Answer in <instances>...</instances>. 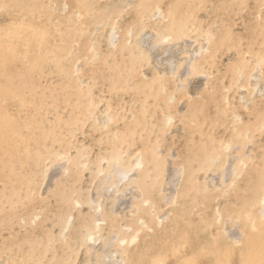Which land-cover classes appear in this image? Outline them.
I'll return each instance as SVG.
<instances>
[{
    "label": "rangeland",
    "instance_id": "obj_1",
    "mask_svg": "<svg viewBox=\"0 0 264 264\" xmlns=\"http://www.w3.org/2000/svg\"><path fill=\"white\" fill-rule=\"evenodd\" d=\"M144 1L83 0L99 7L91 17L93 8L80 14L75 0L70 8L53 0L42 14L67 12L73 22L57 25L63 38L52 29L47 48L31 43L41 58L34 83L31 60L6 67L41 113L24 121L13 106L15 130L4 121L11 115L1 119L0 264H153L162 239L179 244L187 221L200 224V240L216 237L232 253L251 217L260 220L264 0ZM57 43L61 61L48 53ZM259 238L250 235L244 252L259 249Z\"/></svg>",
    "mask_w": 264,
    "mask_h": 264
},
{
    "label": "bare ground",
    "instance_id": "obj_2",
    "mask_svg": "<svg viewBox=\"0 0 264 264\" xmlns=\"http://www.w3.org/2000/svg\"><path fill=\"white\" fill-rule=\"evenodd\" d=\"M55 1V0H54ZM70 0H65V5L67 8L73 6L71 5V3H69ZM144 1V0H143ZM254 1V0H253ZM260 1V0H259ZM262 1V0H261ZM94 2V1H93ZM142 2V1H141ZM219 2V1H218ZM73 3V2H72ZM118 3V2H117ZM123 3V2H122ZM145 3V1H144ZM144 3L143 6H144ZM158 3V1L156 2ZM261 3V2H260ZM1 4H3L1 6ZM50 4H53V0H44V3L43 5L41 6L37 0H0V46H5L4 49H1L0 50V127H2L3 123L1 121V119L3 120L4 118H6L7 116L11 115V112H12V107H16L17 109V112H19V115H22L24 116V121L28 118V116L30 115V113L33 111L35 113L36 109L38 108V106L41 105V103L38 101L36 103H24V96L28 94V92L26 93H23L22 94V91L25 89L26 85H24V87H16V85H14V82L17 83L16 81L13 80L14 78V75L13 77H11L10 75H12V73H7V70H6V67L7 66H14L15 63H16V60L18 57H24L26 60H31L28 62V64L30 63V65H27L28 68H27V72L29 70V67H30V70H29V73L31 75V82L34 83V74L37 72V69L39 68V59H41L40 57L38 58L37 57V53L35 52V48H38L35 43H39L40 44V47H44V48H47L50 44V41L52 39H50L49 41V33L50 31H52V29H54L57 33V38H60V37H64V35H60L58 33H60V30H58L59 26L63 23V21H67L66 23L70 24L72 21V18L70 17L69 13L67 12H64V13H61V14H64V15H60V14H55V16H52V18H48V15L46 13L42 14V12L48 8V6ZM141 3L139 4L140 7L142 5ZM151 4V3H150ZM149 4V5H150ZM200 3H198L199 5ZM217 4V3H216ZM63 5V4H62ZM148 5V6H149ZM168 5V4H167ZM174 5V4H173ZM75 6L77 7L78 9V12L81 14V13H84V12H87L85 11L86 9H92L93 10V13L91 14V17L95 14L98 13V10H99V7H96V4H93V6H84V2L83 0H75ZM116 6V5H115ZM127 6V5H126ZM124 6V8L126 7ZM142 6V7H143ZM152 6V5H151ZM150 6V7H151ZM155 6V4H154ZM60 7L61 4H60ZM75 7V8H76ZM103 7V6H102ZM131 7V5H130ZM141 9H145L142 8ZM136 8V7H135ZM152 8H155V7H152ZM50 9H53L52 7ZM64 10V8H62ZM73 9V8H72ZM98 9V10H97ZM120 10L117 11L116 13L119 14V12H121V7L119 8ZM138 9V8H137ZM151 9V8H150ZM158 9V8H157ZM43 10V11H41ZM104 10V8L102 9ZM102 10L100 12H102ZM55 11V10H54ZM138 11V10H137ZM41 12V13H40ZM62 12L61 10L59 11V13ZM112 12V11H111ZM123 12V11H122ZM258 12V11H257ZM109 13V11H108ZM76 14V13H75ZM74 14V16H75ZM85 14V13H84ZM122 14V13H121ZM179 14V13H178ZM190 14V13H189ZM77 15V14H76ZM83 15V14H82ZM111 15V14H110ZM139 15V14H138ZM105 16V15H104ZM3 17V18H2ZM76 17H79V16H76ZM108 17V15H107ZM167 17V16H166ZM184 17V16H183ZM105 18V17H104ZM185 18V17H184ZM111 19V18H110ZM133 20V19H132ZM186 20V18H185ZM100 21H101V18H100ZM178 21V20H176ZM182 21V20H180ZM61 22V23H60ZM110 22V21H109ZM185 22V21H184ZM17 23V24H16ZM99 23V22H98ZM171 23V22H170ZM249 23V22H248ZM60 24V25H59ZM76 24V23H75ZM74 24V25H75ZM174 24V23H173ZM59 25V26H57ZM73 25V23H72ZM72 25H71V28H72ZM170 25V24H169ZM261 25H264V23H262ZM67 27V25H65ZM63 27V26H62ZM69 28V26L67 27ZM71 28H69V32L71 31ZM61 29V28H60ZM73 29V28H72ZM79 29V28H78ZM258 29V28H256ZM53 30V31H54ZM53 31L51 33H53ZM58 31V32H57ZM64 31V30H63ZM63 31L62 33L60 34H63ZM68 31V29L66 30ZM81 31V30H80ZM79 31V32H80ZM254 31V30H253ZM68 32V34H69ZM78 32V33H79ZM50 33V34H51ZM72 33V32H71ZM70 33V34H71ZM75 33H76V30H75ZM80 34V33H79ZM82 34V33H81ZM86 34V33H85ZM74 35V34H73ZM252 35V34H251ZM59 36V37H58ZM67 36V35H65ZM72 36V34L70 35ZM9 38L11 41L8 42H5V40H7L6 38ZM62 37V38H63ZM73 37V36H72ZM70 38L69 37V40L70 39H73V38ZM78 37V36H77ZM225 37V36H224ZM56 38V39H57ZM227 38V36H226ZM8 39V40H9ZM68 39V38H67ZM58 40H61V39H58ZM240 40V39H239ZM259 40V39H258ZM54 41V40H53ZM56 41V40H55ZM54 41V42H55ZM77 41V40H76ZM220 41V40H219ZM60 42V41H58ZM65 44H66V40L64 41ZM61 43L62 44H64ZM91 42V41H90ZM236 42V41H235ZM254 42V41H253ZM8 43V44H7ZM34 44L35 48L31 45ZM69 43L71 44V41L70 42H67V44L69 45ZM234 43V42H233ZM247 43V42H246ZM58 45H51L50 48L54 47L52 50H48V53L51 52L53 53L58 59V57L60 58V61H61V50H63V47H60L59 46V43H57ZM64 44V45H65ZM76 44V43H74ZM229 44V43H228ZM252 44V42H251ZM38 45V44H37ZM66 45V46H68ZM231 45V42L230 44ZM254 45V44H253ZM39 46V45H38ZM70 46V45H69ZM67 47L68 49H70V47ZM256 46V45H255ZM259 46V45H258ZM257 46V47H258ZM75 47V46H74ZM90 47V46H89ZM244 47H247L246 45H244ZM243 47V49H244ZM256 47V48H257ZM231 48V47H230ZM235 49L237 48L236 46L234 47ZM233 48V49H234ZM238 48L240 49V47L238 46ZM250 48V47H249ZM255 48V49H256ZM66 49V48H65ZM67 49V50H68ZM228 49V47H227ZM234 49V50H235ZM262 49V48H261ZM72 50V49H71ZM77 50V49H76ZM246 50V49H245ZM251 50V48H250ZM254 50V49H253ZM66 51V50H65ZM64 51V52H65ZM70 51V50H69ZM69 51L67 53H69ZM94 51V50H93ZM92 51V53H93ZM249 51V50H248ZM37 52H38V49H37ZM47 52V51H46ZM243 52V51H242ZM250 52V51H249ZM254 52V51H252ZM43 53V52H42ZM50 53V54H51ZM66 54V52H65ZM65 54H63L62 56H64ZM260 54V53H259ZM41 55V53L39 54ZM46 55V54H45ZM53 55V56H54ZM71 55V54H70ZM92 55V54H90ZM245 55V54H244ZM261 55V54H260ZM42 56V55H41ZM51 56V55H49ZM47 55V57H49ZM52 56V57H53ZM259 56V55H258ZM43 57H44V54H43ZM46 57V58H47ZM249 57V56H248ZM44 58V59H46ZM54 58V57H53ZM54 58L53 61H57L56 59ZM63 58V57H62ZM69 58V57H68ZM212 58V57H211ZM209 58V59H211ZM48 59H51V58H48ZM240 60V59H239ZM243 60V59H242ZM241 60V61H242ZM44 61V60H43ZM49 61V60H48ZM214 61V60H213ZM247 61V60H245ZM249 61V60H248ZM243 62V61H242ZM241 62V63H242ZM41 63H42V60H41ZM57 63V62H56ZM210 63V62H209ZM244 63H248V62H243ZM26 64V62H25ZM50 64H53V63H50ZM61 63L58 61L57 65H60ZM90 64V63H89ZM245 65V64H244ZM243 65V66H244ZM49 66V64H48ZM64 66V65H63ZM67 66V65H66ZM65 66V69H67ZM250 66V65H249ZM45 67V66H44ZM64 68V67H63ZM69 68V67H68ZM96 68V67H95ZM237 68V67H236ZM248 68V67H247ZM65 69H60L61 70V73L63 72V70ZM70 69V68H69ZM249 69V68H248ZM247 69V70H248ZM16 70V69H15ZM242 69H240L239 73L241 72ZM246 70V69H245ZM17 71V70H16ZM15 71V72H16ZM57 71V68L56 70ZM54 71V72H55ZM71 71V70H69ZM237 71V69L235 70ZM51 72V71H50ZM65 72V71H64ZM243 72V71H242ZM245 72V71H244ZM18 73V72H17ZM98 73V72H97ZM21 74V73H20ZM70 74V72H69ZM72 74V73H71ZM71 74L68 75L69 76V81L71 79ZM44 75V74H43ZM17 76V75H16ZM20 76V75H19ZM40 76V75H39ZM99 76V75H98ZM247 76V75H246ZM245 76V78H246ZM25 77V76H24ZM29 77V76H28ZM36 77V76H35ZM241 77L244 78V75ZM249 77V76H248ZM21 78V77H20ZM23 78V77H22ZM68 78V77H67ZM95 78V77H94ZM244 78V80H245ZM18 79V78H17ZM27 79V78H26ZM26 79L23 78V79H20L22 80L21 82H26ZM29 79V78H28ZM36 79V78H35ZM43 79V78H42ZM247 79V78H246ZM16 80V78H15ZM74 80V79H73ZM73 80H71L73 82ZM18 81V80H17ZM57 81V80H56ZM70 81V83L72 84V82ZM95 81V80H93ZM247 81V80H245ZM20 82V83H21ZM66 82V80H65ZM59 83V82H57ZM69 83V82H68ZM94 83V82H93ZM22 85V84H21ZM34 85V84H33ZM29 86H31V84L29 83ZM35 86V85H34ZM33 86V87H34ZM37 86V85H36ZM58 86V85H57ZM68 86V85H67ZM73 86V85H72ZM29 87V88H30ZM76 87V86H75ZM251 87V86H250ZM28 88V87H27ZM35 88V87H34ZM39 88V87H38ZM69 88V87H67ZM66 88V90H67ZM74 88V87H72ZM23 89V90H22ZM57 89V88H56ZM75 89V88H74ZM77 89V88H76ZM30 91V90H29ZM34 91V90H33ZM32 91V93H33ZM78 91V90H77ZM24 92V91H23ZM48 92V91H47ZM251 93V92H250ZM29 95V94H28ZM58 95V94H57ZM62 96V95H61ZM72 96V95H71ZM75 96V94L73 95ZM226 96V94H225ZM224 96V97H225ZM29 97V96H28ZM55 97V96H54ZM63 97V96H62ZM248 97V95H247ZM250 97V95H249ZM37 98V97H36ZM45 98V97H44ZM264 98V97H262ZM27 99V98H26ZM75 99V98H73ZM225 100V98H224ZM32 101V99L30 100ZM72 101H75V100H72ZM27 102V101H25ZM260 103V102H259ZM27 104V105H26ZM225 106H226V103H225ZM252 106H253V103H252ZM41 107V106H40ZM244 107V106H243ZM42 109V108H41ZM35 110V111H34ZM221 110H218L221 114ZM230 110L232 111L233 109H231L230 107ZM38 111V109H37ZM230 111V112H231ZM39 112V111H38ZM41 112H39L40 114ZM141 113V112H140ZM259 113H261L259 111ZM29 114V115H28ZM38 114V113H37ZM223 114V113H222ZM12 117L10 119H12L13 121L10 122L9 124L6 122L8 121L9 119H4L5 123L7 124V128L9 127L11 130H15V128L18 126L19 123H17V120L14 119V117L17 118V116H14V115H11ZM36 116V114H35ZM34 116V117H35ZM32 117V116H29V118ZM21 119V118H20ZM142 119V118H141ZM238 119V118H237ZM32 120V119H31ZM34 120V119H33ZM30 121V120H29ZM36 121V120H35ZM34 121V122H35ZM38 121V120H37ZM142 121V120H141ZM261 121V120H260ZM139 122V121H138ZM24 124V123H23ZM21 124V126L23 125ZM27 124V123H26ZM30 124H33V123H30ZM36 124V123H35ZM42 124V123H41ZM139 124V123H138ZM250 124V122H249ZM248 124V125H249ZM56 125V124H55ZM130 125V124H128ZM259 125V124H258ZM6 126V125H5ZM13 126V128H12ZM25 126V125H24ZM23 126V128H24ZM42 126V125H41ZM139 126L141 127V124H139ZM4 127V126H3ZM20 127V126H18ZM28 127V126H27ZM32 127V125H31ZM35 126H33L34 128ZM53 127V126H52ZM56 127V126H55ZM107 127V126H106ZM256 127V126H255ZM255 127L253 129H255ZM5 128V127H4ZM29 129V128H27ZM35 129V128H34ZM41 129V128H40ZM45 129V127H44ZM47 129L49 130L50 128H46V133H47ZM52 129V128H51ZM249 129V128H248ZM19 130V129H18ZM21 130V128H20ZM30 130V129H29ZM33 129H31L32 131ZM42 130V129H41ZM17 131V130H16ZM44 130H42L43 132ZM127 131V130H125ZM6 132V131H4ZM3 132V133H4ZM18 132V131H17ZM52 132V131H51ZM57 132V131H56ZM102 132V131H101ZM252 132V131H251ZM2 132H0L1 134ZM2 133V134H3ZM9 136H13L12 138L15 137L16 132H11L9 131ZM18 133H21V132H18ZM34 133V132H33ZM32 133V134H33ZM127 133V132H126ZM7 134V132H6ZM12 134V135H11ZM23 134V133H22ZM31 134V133H30ZM36 134V133H35ZM33 134V135H35ZM39 134H41V132H39ZM50 134V133H49ZM56 134V133H55ZM128 134H132L131 132L128 133ZM37 135V134H36ZM35 135V136H36ZM57 135V134H56ZM55 135V136H56ZM5 136V135H4ZM3 136V137H4ZM21 136V135H20ZM41 135H39L40 137ZM43 136H45L43 134ZM54 136V137H55ZM120 136V135H119ZM128 136V135H127ZM131 136V135H130ZM7 137V135H6ZM5 137V139H6ZM23 137V136H22ZM29 137V136H28ZM27 139L29 140L30 137ZM121 137L122 135L120 136V140H121ZM20 138V137H19ZM18 138V139H19ZM32 138V136H31ZM49 138H50V135H49ZM123 138V137H122ZM127 138V137H126ZM125 137L123 138V140L125 141L126 139ZM1 139V138H0ZM8 139V137H7ZM6 139V141H7ZM23 139V138H22ZM24 139H26V137H24ZM33 139V138H32ZM36 139V138H35ZM34 139V140H35ZM38 139V137H37ZM43 139H45L44 137H41V141H43ZM119 137L117 138V142L119 141L118 140ZM9 140V139H8ZM20 140V139H19ZM31 140V139H30ZM38 140V141H39ZM14 140H12L13 142ZM25 141V146H26V140ZM23 141V142H24ZM36 141V140H35ZM33 141V142H35ZM40 142V141H39ZM19 143V142H18ZM22 143V142H20ZM92 143V142H91ZM120 143V141L118 142ZM5 143L3 140L2 142H0V151H4V148L6 147L5 146ZM126 145V144H125ZM9 146V144H8ZM11 146V145H10ZM17 146V145H16ZM24 146V145H23ZM31 147V146H30ZM25 148V147H24ZM23 148V149H24ZM11 150V149H10ZM9 150V152H10ZM25 150V149H24ZM7 151V150H6ZM24 152V151H23ZM30 152V151H28ZM27 152V153H28ZM16 153V152H15ZM26 153V154H27ZM1 154V153H0ZM29 154V153H28ZM8 162V161H7ZM15 162V161H14ZM243 163V162H242ZM10 165H11V161H10ZM29 167V166H28ZM262 168V167H261ZM3 170V169H2ZM1 173V172H0ZM13 174V173H12ZM3 176V174H1ZM0 175V176H1ZM14 176V175H13ZM15 183V182H14ZM19 185V184H18ZM264 185V184H263ZM260 189V188H259ZM264 197V196H263ZM251 197H249L250 199ZM259 198V197H258ZM248 198L244 199V200H249ZM263 199V198H261ZM253 199L249 200V202H247L250 206H249V212H250V208H253V203H252ZM264 201V199H263ZM246 203V204H247ZM122 204V203H121ZM234 204V203H233ZM264 205V204H263ZM230 207V206H229ZM246 210L245 206L244 205H241L240 207L237 208L236 211H234L236 213L237 216L241 217L243 215V212ZM263 213L260 214L259 218L260 220L258 222L256 218H253L251 217L252 215L247 212V216H248V213L251 215V224L247 227L246 231L243 233L239 243H238V249L237 251H232V253H235L234 255H232L231 252H229L228 249H226L224 247V245L222 244L221 241L218 240V238L216 237H213V241H206V239L202 238L201 239V227H200V224L199 223H190L189 221L188 225L189 226V229L184 233L183 235L180 234L179 238H180V242L179 244L177 243L176 241V238H174V240L172 241L173 242V246L171 247L170 243L171 241L170 240V237L166 238L165 239H162L161 241V248L159 249V252L157 255H155L153 258H152V261L151 263L153 264H168V259L171 258L172 259V264H199V261H198V257H200V261L201 263L200 264H218V260L222 259V258H225V255L227 254V257L229 254L232 255V260L231 257H229L228 261H226L227 264H264V207L263 209L261 210ZM28 213V212H27ZM7 216V215H6ZM3 217V216H2ZM179 217V216H178ZM253 218V220H252ZM244 219V218H243ZM246 219V218H245ZM248 221V220H247ZM201 223V222H200ZM205 223V221H204ZM246 223V221H245ZM249 223V222H248ZM6 224V223H5ZM187 228V227H186ZM222 231V230H221ZM192 232V233H191ZM134 233V232H133ZM177 233V232H176ZM193 233L195 234H198L200 235V237L198 238L196 235H194ZM31 234V233H30ZM190 234V235H189ZM253 234H258L259 236L263 237V238H259V242H260V247L259 249H252V252L251 250L249 252H244V243H247L250 239V235H253ZM159 234H157V237ZM215 235V234H214ZM216 236V235H215ZM223 236V235H222ZM225 236V235H224ZM30 237V236H29ZM220 237V236H219ZM131 238V237H130ZM136 238V237H135ZM155 238V237H154ZM178 238V239H179ZM222 238V237H221ZM4 239V238H3ZM238 240V239H237ZM10 241V240H9ZM156 241H160V239H157ZM223 241V240H222ZM226 241V239H225ZM228 241V240H227ZM122 242V241H121ZM124 242V241H123ZM234 243V242H233ZM235 245V244H234ZM149 249V248H148ZM230 250H231V247H230ZM232 260V261H231ZM170 263V262H169ZM225 263V262H224ZM225 263V264H226ZM223 264V263H222Z\"/></svg>",
    "mask_w": 264,
    "mask_h": 264
}]
</instances>
